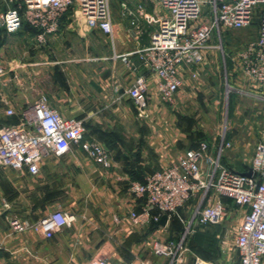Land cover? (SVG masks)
<instances>
[{
	"label": "crops",
	"instance_id": "1",
	"mask_svg": "<svg viewBox=\"0 0 264 264\" xmlns=\"http://www.w3.org/2000/svg\"><path fill=\"white\" fill-rule=\"evenodd\" d=\"M126 1L140 16L139 33L121 3L120 17L112 15L113 36L88 26L75 8L66 11L58 29L41 41L39 30L27 22L13 33L0 28V65L5 71L0 75V129L20 122V116L7 114L9 107L24 110L46 95L63 116L82 120L84 139L101 143L112 160L111 167H104L73 145L62 155L44 154L36 175L26 168L0 165V264H86L96 257L110 264H169L168 258L154 253L153 243L179 239L178 226L173 219L166 226H157L151 218L136 221L132 213L142 211L145 199L129 187L177 162L199 142L189 145L187 132L172 116V105L160 99L159 76L141 65L139 50L151 43L157 28L159 0ZM139 5L144 6L141 15ZM6 7L0 0V11ZM142 74L150 82L144 115L127 92ZM187 79L189 71L184 83ZM247 81L251 90L263 93ZM218 147L212 148L214 153ZM222 161L239 171L248 169L227 164L223 156ZM224 201L237 206L230 199ZM193 206L191 201L183 212L191 214L188 223L194 219ZM55 210L72 214L75 220L51 238L34 230L15 232L8 223L13 216L35 223ZM239 210L244 218L247 208ZM194 261L190 263L186 255L185 264Z\"/></svg>",
	"mask_w": 264,
	"mask_h": 264
},
{
	"label": "built area",
	"instance_id": "2",
	"mask_svg": "<svg viewBox=\"0 0 264 264\" xmlns=\"http://www.w3.org/2000/svg\"><path fill=\"white\" fill-rule=\"evenodd\" d=\"M4 2L7 7L0 11V28L8 33L18 31L27 22L39 30V40H44L58 29L62 15L75 8L88 26L109 36L114 34L111 0ZM159 3L157 28L151 43L139 50V54L141 65L160 78L159 94L163 103L175 104L186 71L196 77L210 52L224 51L223 32L247 28L255 17L259 19L257 37L234 52L233 63L236 74L242 80H252L263 91L259 97L264 99V0H159ZM205 5L210 7L209 19L203 15ZM121 6L132 16L131 23L139 33L140 16L129 8L126 0ZM138 8L141 15L144 6ZM4 72L0 65V75ZM149 87V78L142 74L127 91L142 115L148 108ZM7 114L14 116L16 110L9 107ZM85 131L82 120L63 116L51 106L46 95H41L22 110L19 123L0 129V165L15 170L26 168L36 175L44 154L62 155L77 145L94 162L111 167L112 160L106 148L99 142L85 140ZM229 147L231 142H226L224 136L215 153L207 142H199L196 148L186 150L177 162L147 174L143 182H132L130 191L145 199L142 211L133 212L132 216L140 223L150 218L159 221L164 214L171 220L193 201L194 219L189 226L204 227L220 222L228 214L230 205L224 199H230L248 210L234 242L240 264H264V142L255 146L247 169L252 171L251 175L223 163V153ZM74 220V215L55 210L35 223H24L17 216L8 218V223L15 232L34 230L51 238ZM153 251L159 257L168 258L169 264H185L189 251L186 234L179 239L155 240ZM86 264L110 263L104 257H96ZM194 264L206 263L197 258Z\"/></svg>",
	"mask_w": 264,
	"mask_h": 264
},
{
	"label": "rangeland",
	"instance_id": "3",
	"mask_svg": "<svg viewBox=\"0 0 264 264\" xmlns=\"http://www.w3.org/2000/svg\"><path fill=\"white\" fill-rule=\"evenodd\" d=\"M121 1L111 0L113 17H120ZM209 12V5H205L203 15L207 19L211 16ZM257 34V17L247 28L223 32L224 51L210 52L198 68V75L187 79L188 83L186 80L179 90L175 104L170 105L171 108L167 106L187 132L190 146L207 142L216 150L223 136L229 140L231 147L225 150L223 159L238 169L250 165L256 144L264 142V99L251 90L246 79L236 74L233 63L234 52L256 39ZM215 40L217 43V38ZM21 112L22 109H18L14 116H20ZM190 215L182 213L173 218L179 233L186 234L189 262L200 258L215 264H239L234 245L243 218L239 207L230 205L228 214L220 222L204 227L191 228Z\"/></svg>",
	"mask_w": 264,
	"mask_h": 264
},
{
	"label": "water",
	"instance_id": "4",
	"mask_svg": "<svg viewBox=\"0 0 264 264\" xmlns=\"http://www.w3.org/2000/svg\"><path fill=\"white\" fill-rule=\"evenodd\" d=\"M1 45H2V43H0V47H1ZM244 174H246V175H251V174H252V171L249 170V171H247V172H244ZM168 221H169V219H168L167 214H164V215L160 218L159 221H156V222H155V224H156L157 226H166V225L168 224Z\"/></svg>",
	"mask_w": 264,
	"mask_h": 264
},
{
	"label": "trees",
	"instance_id": "5",
	"mask_svg": "<svg viewBox=\"0 0 264 264\" xmlns=\"http://www.w3.org/2000/svg\"><path fill=\"white\" fill-rule=\"evenodd\" d=\"M257 18H258V17H257ZM254 19H255V18H254ZM253 22H254V21H253ZM252 24H253V23H252ZM258 25H259V19H258ZM4 30H5V29H4ZM5 31H6V30H5ZM225 141L227 142L228 140L225 139ZM183 212H184V210H181V211H180V214H182ZM180 214H179V215H180ZM175 217H177V215H175L174 217H172V219L175 218Z\"/></svg>",
	"mask_w": 264,
	"mask_h": 264
}]
</instances>
